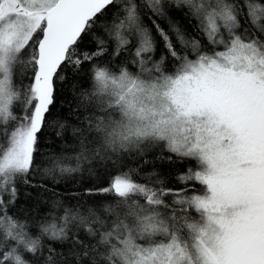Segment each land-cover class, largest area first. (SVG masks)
<instances>
[{
    "label": "snow or ice",
    "instance_id": "snow-or-ice-1",
    "mask_svg": "<svg viewBox=\"0 0 264 264\" xmlns=\"http://www.w3.org/2000/svg\"><path fill=\"white\" fill-rule=\"evenodd\" d=\"M69 69L91 82L79 151L45 155L49 117L66 129L53 109ZM151 150L189 165L181 187L128 168L38 234L9 214L19 178ZM0 264H264V0H0Z\"/></svg>",
    "mask_w": 264,
    "mask_h": 264
},
{
    "label": "trees",
    "instance_id": "trees-1",
    "mask_svg": "<svg viewBox=\"0 0 264 264\" xmlns=\"http://www.w3.org/2000/svg\"><path fill=\"white\" fill-rule=\"evenodd\" d=\"M181 24L185 21L176 16ZM189 31H193L189 28ZM114 44L110 45L108 56H110ZM82 50H91L94 48V42L87 40L81 45ZM125 57L131 59L129 54ZM66 81L57 82V92L55 99V108L53 112L55 118L60 119L66 124V129L62 137H57L55 132L57 127L51 124L52 117H49V127L45 131L41 139V151L45 155L48 154H65L75 156L79 151L77 141L72 136L71 126L78 124L81 112L84 110L78 108V98L80 91L91 87V82L87 79L85 73L74 75L71 69L67 70ZM26 84L27 81H24ZM17 114H20L17 110ZM82 118V117H80ZM124 167L113 169L110 161L93 160L91 163H84L81 170L65 174L57 175L56 179L46 177L43 174H33L28 177L29 183H24L23 178H19L16 182L18 190V198L14 206L9 210V214L14 217L26 220L31 226L30 230L33 234H38L36 225L45 221H51L53 217L57 219L64 215L65 209L79 211L86 214L89 206L98 204L108 199L105 195L95 192L96 189L108 186L112 175L117 171H127L128 168L138 169V173L134 174V179L141 183H146L149 174L155 172L165 181L168 187H181L177 177L181 172L186 171L188 164H172L160 158L158 150H151L142 156H133L124 160ZM71 166L75 167V161L71 162ZM43 185V187H41ZM90 190H92L90 192ZM8 197L5 196V199ZM70 238L79 236L86 239V234L82 226L78 222L69 225ZM45 245H51L57 252L64 253L70 246L69 242L49 241L43 238Z\"/></svg>",
    "mask_w": 264,
    "mask_h": 264
}]
</instances>
